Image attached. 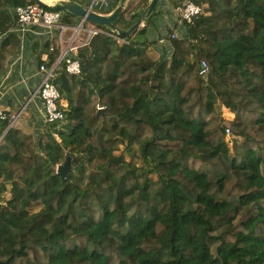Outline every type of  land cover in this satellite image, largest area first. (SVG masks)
I'll use <instances>...</instances> for the list:
<instances>
[{"label":"trees","instance_id":"1","mask_svg":"<svg viewBox=\"0 0 264 264\" xmlns=\"http://www.w3.org/2000/svg\"><path fill=\"white\" fill-rule=\"evenodd\" d=\"M193 1L204 13L159 59L147 35L158 2L149 16L148 0L131 13L123 6L117 29L145 17L142 28L120 34L122 44L96 34L79 50V74L58 69L66 119L37 138L8 129L1 263L264 264V0ZM33 2L0 0V33L14 24L10 6ZM18 43L15 33L1 40L0 71ZM222 106L241 142L226 140ZM122 145L134 150L129 160Z\"/></svg>","mask_w":264,"mask_h":264},{"label":"built area","instance_id":"2","mask_svg":"<svg viewBox=\"0 0 264 264\" xmlns=\"http://www.w3.org/2000/svg\"><path fill=\"white\" fill-rule=\"evenodd\" d=\"M60 1L46 2L40 0V2L26 5L10 6L14 24L6 32L0 33L1 41L10 33L23 35L27 31H41L46 36L45 42H51L49 51L41 54L42 62L39 63L37 69L39 79L32 91V97H37L40 102L45 124L61 122L66 119L67 104L64 103L61 90L55 80L58 69L64 68L69 74H79L81 72L79 50L88 45L96 34H105L116 39L119 43L126 42L120 37L118 30L108 26H106L108 29L101 28L98 24L81 18L77 24L65 22L66 13L56 8ZM85 4H82L85 8L102 15H110L115 9V0H87ZM202 13H204V6L195 3L193 0H180L178 4L171 7L173 23L170 30L158 35L153 44V48L160 58L171 56L173 52L171 40L185 38L187 24ZM55 40L59 44V55L55 61L50 63V52L55 50ZM199 73L203 76L208 73V66L204 60L200 63ZM99 109H104V106H98ZM21 113L22 110L16 114H9L6 109L0 107V144L4 142L8 129L17 124ZM6 120L9 121V125L3 129L2 124ZM230 134L231 130L228 126L226 135L229 136Z\"/></svg>","mask_w":264,"mask_h":264},{"label":"crops","instance_id":"3","mask_svg":"<svg viewBox=\"0 0 264 264\" xmlns=\"http://www.w3.org/2000/svg\"><path fill=\"white\" fill-rule=\"evenodd\" d=\"M77 1L86 5L87 0ZM171 7L169 0L158 1L156 8L158 13L148 26L149 39L155 40V36L170 30L173 23ZM16 35L19 39L17 52L9 56L6 69L0 71V107L6 109L9 114H16L22 110L18 125L16 124L17 127L27 133H32L37 138L43 133L46 124L43 120L40 102L37 97H32V91L39 79L37 69L39 63L42 62L41 54L47 52L44 47L46 36L41 31H27L23 35L18 33ZM153 44L151 43L150 47L153 48ZM64 103L67 104L65 99Z\"/></svg>","mask_w":264,"mask_h":264},{"label":"water","instance_id":"4","mask_svg":"<svg viewBox=\"0 0 264 264\" xmlns=\"http://www.w3.org/2000/svg\"><path fill=\"white\" fill-rule=\"evenodd\" d=\"M34 1L40 2V0H34ZM157 2L158 0L150 1L147 8L146 16L150 15ZM56 8L62 10L65 13H71L74 16L80 17L81 19L87 20L89 22L102 26H108L112 29L118 30L114 22L118 18L119 13L122 11L123 5H118L110 15L98 14L90 10L89 8H85L82 4L78 3L75 0H61L56 5ZM144 18L145 17H142L128 30H118L119 33L130 34L132 31L138 29L143 24ZM99 113H103V109H99ZM69 170H70V160H67L63 165L59 166L57 169L58 173L62 177H66L68 175Z\"/></svg>","mask_w":264,"mask_h":264},{"label":"rangeland","instance_id":"5","mask_svg":"<svg viewBox=\"0 0 264 264\" xmlns=\"http://www.w3.org/2000/svg\"><path fill=\"white\" fill-rule=\"evenodd\" d=\"M145 1L146 0H126V2L124 3L123 6H127V10H129V12L131 13V12H134V9H135L136 6H138V10H143L145 8ZM150 1L151 0H148L149 3H150ZM179 2H180V0H169V3H171L172 6L178 4ZM149 3H148V5H149ZM78 22H80V17H77V18H75V20H73V23L74 24H77ZM144 24H145V21H143V24L139 28H142V26H144ZM157 31H158V29H157ZM143 37H144V35L142 33L139 34L138 35V40H143ZM155 39H156V36H155ZM122 43L123 42H120V44H122ZM150 49L152 50V52H154V53H151L150 52L151 55L154 56V57H156L157 59H159L160 56L156 53L155 49L152 48V47H150ZM220 109H221V113H222V116L224 118V121H225L224 123H225L226 127H228V126L230 127V122L235 117L234 113H232L230 111V109H228V108H226L224 106L220 107ZM234 137L237 138L240 142L242 141V137L241 136L234 135V133L232 132V130H231V134L229 136L226 135V140H228L229 142H232V138H234ZM119 152H124L125 155H126V158L128 160L130 158H132L133 157V154H134V150H132V149L131 150H128L123 145L120 147ZM136 162H137V165L140 164V160L139 159H137ZM56 169H58V167ZM9 196H10L9 193H6L5 194V198H8ZM38 209L39 208H36V209H34V211L35 210H38Z\"/></svg>","mask_w":264,"mask_h":264}]
</instances>
